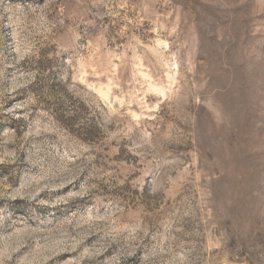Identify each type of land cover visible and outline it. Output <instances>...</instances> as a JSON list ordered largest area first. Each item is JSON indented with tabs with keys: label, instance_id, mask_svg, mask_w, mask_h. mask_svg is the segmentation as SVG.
I'll return each mask as SVG.
<instances>
[{
	"label": "rangeland",
	"instance_id": "374dc122",
	"mask_svg": "<svg viewBox=\"0 0 264 264\" xmlns=\"http://www.w3.org/2000/svg\"><path fill=\"white\" fill-rule=\"evenodd\" d=\"M0 264H264V0H0Z\"/></svg>",
	"mask_w": 264,
	"mask_h": 264
}]
</instances>
